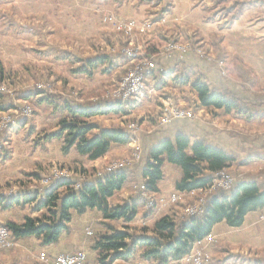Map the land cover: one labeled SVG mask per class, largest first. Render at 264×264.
Listing matches in <instances>:
<instances>
[{"label":"rangeland","instance_id":"374dc122","mask_svg":"<svg viewBox=\"0 0 264 264\" xmlns=\"http://www.w3.org/2000/svg\"><path fill=\"white\" fill-rule=\"evenodd\" d=\"M105 1L107 3L105 2L104 5H108L109 10L114 11L113 9L118 8L122 16L112 20V29H109L111 31L106 30L107 33L104 34V44L108 46L102 49L100 45H96V41L90 42L96 45L95 51L99 53L125 52V49L136 48L139 45L148 49L154 45L167 57L172 58L176 52H192L206 61H215L222 75L227 76L228 53L233 55L234 59L239 60V54H245L249 60H252L257 52L258 56L260 51L264 50V5L262 4L246 8L240 17L230 22L233 13H224L222 10L225 7L233 8L234 0ZM99 5L100 3L94 0H0V68L2 70L0 75V198L2 199L0 216L15 217L20 220L34 213V216L38 217L44 212L37 209L44 191L57 180L74 179L71 169L75 168V165L46 163V158L59 155V143H49L47 138L51 130L56 127V123H60L61 128L62 121L67 119L63 117L68 114L64 113V102L95 103L113 97L122 79L133 67L130 63L121 64L113 81L105 84L100 77L88 80L80 74L73 76L74 73L72 74L71 70L75 65L55 58L54 53L59 56L68 54L67 47L70 45V40L65 34L69 31L84 37V40L88 38L92 33V26L96 24ZM163 8L170 9L160 21L156 20L155 18ZM130 20H136L139 24H148L149 28L144 34H131L119 28L122 22ZM108 41H111L113 45ZM72 45H76V41H73ZM78 50L77 53L81 56L88 55L84 48ZM50 52L51 54L48 55ZM150 54V58L156 64V70L160 69L157 55ZM99 75L102 74L99 73ZM149 77L146 76L145 85L138 94H151L152 81ZM263 88L253 86L252 90L248 91L260 94L264 93L261 91ZM39 89L43 90L42 95L36 93ZM242 90L247 91L246 86H243ZM27 94L32 95L27 98ZM50 94L53 95L51 98L53 103L40 100ZM83 94L94 96L88 100L82 96ZM128 99L135 103V96H130ZM195 102V99H191L190 106L186 107L196 111V108L192 107ZM177 106L182 107L179 104L175 105ZM58 112L60 114H57ZM163 113H167V110ZM24 119L27 120L26 124L8 133L11 126L19 125ZM143 121L139 115L131 116L127 120L129 131L138 141L135 145L138 149L137 154L142 153L143 144L138 138L143 130H141ZM71 148L63 151L74 157ZM123 160L128 162L127 165L129 164L126 157ZM106 162L103 161L99 166H106ZM77 169L78 167L74 170ZM228 172L236 180L229 168ZM60 174L68 176L61 178ZM75 185L78 187V183ZM146 187V184L141 186V190H147ZM215 190L216 188H211L208 191ZM30 196L34 201L27 203L26 200ZM129 200H125L122 204H136L135 199L129 198ZM8 203H12V206L5 208L4 206ZM172 203H175L176 207L183 204L179 200ZM204 204V202H191L189 205L199 207L200 212ZM263 215L264 208L252 220L253 225L250 228L236 231L233 237L236 244L234 246L239 247L237 254L247 258L252 255L251 258L260 259L261 257L264 263ZM125 220H119L118 223L121 224ZM101 233L97 231L96 234L100 236ZM205 240L196 245L193 251L199 248L207 264H211L210 254L204 244ZM187 257L183 260L193 264ZM38 260L43 262L40 257ZM225 262L226 260L223 264Z\"/></svg>","mask_w":264,"mask_h":264},{"label":"crops","instance_id":"0c3cea01","mask_svg":"<svg viewBox=\"0 0 264 264\" xmlns=\"http://www.w3.org/2000/svg\"><path fill=\"white\" fill-rule=\"evenodd\" d=\"M94 1L100 3L98 7L100 10L96 24L91 28L92 33L84 40V37L74 35L69 31L68 34H65L70 40V45L67 47L69 52L60 56L54 53L56 59L69 61L76 66L100 54L99 51H95L96 48L94 46L100 45L102 49L108 46L104 44V34L107 33L106 30L111 31L109 29H112V20L117 17L121 18L122 13L118 8L113 9L114 11L109 10L108 5H104L105 0ZM92 40L96 41L97 44L94 45L93 42L90 44ZM73 41H76L74 46L72 45ZM80 48H84L88 55L81 56L78 54L77 51ZM107 48L109 49V47ZM50 54L51 52L48 53V55ZM257 54L252 57V60H249L245 54H239L240 58L238 60L228 53V74L224 76L215 61H206L192 52H176L172 58L167 57L163 52H159L156 56L159 68L164 72H168L171 77L186 71L190 76L188 84H175L170 78L166 86L157 88L154 86V77L150 76L149 80L152 81L151 94H146L140 103H134L127 112H112L90 118H80L93 126L87 135L92 137L103 130H123L132 134L127 126V120L131 116L139 115L140 119L144 120L141 125V130H143L140 132L139 138L137 137L140 143L143 144L141 150L143 154L139 152L141 157H136L138 149H136L135 145L138 144V141L134 139L133 135L132 141L127 145L113 143L108 153L98 160H88L86 156L78 152L77 145L71 148L75 155L71 157L63 151L66 145L67 133L65 132L66 135L61 138L52 137L53 134L60 130V123H56V127L48 134L47 140L49 143H59V155L54 158H46V163H51L52 165L55 163L75 165V168L78 167V169L74 170L75 168H72L71 170L73 173L72 178H74L72 181L75 182L79 178L93 180L97 176L105 174L110 166L109 164L119 158L123 160L126 157L129 160V164L127 165L128 162L126 163L129 177L122 189L116 191L109 199V204L111 208H115L123 205L122 203L125 200H129V198L136 200L135 203L137 205L134 203L136 207V214L134 215L136 222L133 218L120 224L118 221H122V219H119L115 220L114 224L123 231L129 230L137 233H140L144 228H154L158 220L171 213H176L179 217L182 214H186L185 211L190 206L189 204L198 202L201 197L199 190L180 192L176 189V184L183 177V171L181 167L168 161L163 163V178L156 183L155 190L147 189L143 191L140 188L141 185L146 184L143 177V169L146 164L145 147L154 145L162 139H173L178 133H184L190 136L192 140L203 139L208 145L223 149L234 155L235 162L229 167V170L234 174L236 180H257L262 189H264V117L248 122L233 114L225 113L222 109L198 106V95L191 83L192 80L203 76L206 82L216 88L230 89L243 98L264 103V93L255 94L248 91L252 90L253 86L264 87V50L260 51V55L257 56ZM115 62H105L100 65L98 69L94 70L92 77L87 74H80V76H85L88 80H95L100 77L103 79V83L108 84L113 81L119 69ZM99 73L102 75H99ZM73 76H76V74ZM243 86H246L247 91L242 90ZM82 96H85L88 100L93 98L88 94H83ZM191 99L196 100L194 105H192L197 111L194 118H174L167 123L161 124L160 119L165 110L176 104L182 105V107L190 106ZM79 104L85 108L93 106V103L90 102L74 103V105ZM64 113L68 114L63 117L71 118L69 112L64 111ZM57 114H60V112ZM103 161H107L106 166H99ZM66 168L68 169L67 166ZM82 172L88 175L82 174ZM60 190L63 191V189ZM174 193L179 194V201L183 203L181 206L178 205L176 207V204L170 201ZM149 198L153 199V205L148 203ZM259 211L250 212L244 224L240 227H231L225 222L215 226L210 239H206L204 242L210 254L211 264H223L225 260V264H264L261 261L263 260L261 257L260 259L251 258L252 255L247 258L237 254L239 247L234 246L236 244L233 237L236 231L250 228L253 225L252 220L257 217ZM28 215L35 217L34 213ZM9 221L22 224L24 219L17 220L15 217L0 216V224L5 225ZM103 221L104 215L98 209L88 210L83 214L72 211V221L69 229L61 235L58 242L45 245L42 242V238L36 236L15 238L13 248L0 246V264H53V260L58 254L76 250L86 252L87 262L85 264H102L101 259L104 254L101 250L93 249V244L100 237L97 236V231H105L102 225ZM144 250V248H140L133 259H119L111 264H128L129 262L132 264H159L157 261L146 260L142 256ZM42 253L47 254V259L40 262L38 258ZM180 264L188 263L182 260Z\"/></svg>","mask_w":264,"mask_h":264},{"label":"trees","instance_id":"16d2710c","mask_svg":"<svg viewBox=\"0 0 264 264\" xmlns=\"http://www.w3.org/2000/svg\"><path fill=\"white\" fill-rule=\"evenodd\" d=\"M233 4V8L225 7L222 10L224 13H233L230 22L240 17L246 8L264 5V0H234ZM169 9L163 8L155 19L161 20ZM108 43L113 45L111 41ZM146 52L148 55L152 53L153 56L159 54L158 48L154 45L146 49ZM114 61L118 66L126 65L130 63V58L125 52H101L94 58L79 63L71 71L76 75L92 76L100 65ZM1 73L0 68V75ZM151 75L155 79L154 86L157 88L166 86L170 78L175 84L186 85L190 82V76L186 71L171 77L168 72L158 69L154 73L146 74L147 77ZM191 83L198 95V106L222 109L225 113L233 114L248 122L264 117L263 102L242 98L230 89L216 88L206 82L203 76L194 79ZM261 91L264 92V88ZM36 93L41 94L43 90L39 89ZM30 95L32 94H27V98ZM52 97L53 95L50 94L40 100L53 103ZM92 105L85 108L80 104L74 105L70 101H65L63 109L71 114V118L63 120L60 130L52 137L61 138L67 132L64 150L77 145L81 155L95 161L105 156L113 143L129 144L132 141V134L123 130H103L88 137L93 126L79 118L127 112L134 102L113 96ZM26 123L27 120L24 119L19 125L11 126L8 133L20 129ZM144 154L146 164L143 177L148 190H155L156 183L163 178L162 166L165 161L182 168L183 177L176 184V189L180 192L205 188L214 179L220 177L221 171L228 169L235 162V156L227 151L208 145L203 139L192 140L184 133H178L173 139H162L154 145L145 147ZM4 157L6 159V156ZM126 167L127 165H124L121 168L107 170L105 174L93 180L88 178H79L75 182L57 180L44 191L40 199L37 209L44 211L40 216L26 215L22 224L9 221L5 226L11 230L14 238L36 236L42 238L43 244L50 245L58 242L61 235L69 229L72 211L83 214L88 210L98 209L104 215L105 231L95 240L93 249L103 252L102 264H111L119 259H133L140 248L145 249L142 256L146 260L157 261L159 264H180L196 245L213 233L217 224L225 222L231 227H240L250 212L264 208V189L257 180H235L231 189H218L212 192L197 214H182L179 217L176 213H171L158 220L152 229L144 228L140 233L123 231L114 224V221L132 220L136 214V207L133 204H123L111 208L109 199L116 191L121 190L127 181L129 171ZM82 174L88 175L85 172ZM26 201L28 203L34 200L30 196ZM11 206L12 203H8L4 207Z\"/></svg>","mask_w":264,"mask_h":264},{"label":"built area","instance_id":"2783aa9c","mask_svg":"<svg viewBox=\"0 0 264 264\" xmlns=\"http://www.w3.org/2000/svg\"><path fill=\"white\" fill-rule=\"evenodd\" d=\"M120 29L126 31L131 34H144L149 28L148 24H139L136 20H130L127 22H122L119 26ZM126 54L130 58L131 66V74H126L122 79L117 91L114 92V96L123 98L124 100H128V96H135V104L140 103L146 94H138L139 85H145L146 74L156 70V64L153 62L150 55L146 52V49L142 46H138L136 48H128L125 49ZM197 114L192 108L187 107H175L171 105L167 109V113H163L160 121L162 123H167L174 118H185V117H194ZM136 157L139 158V153L136 154ZM127 162L125 160H117L110 164L108 170H113L117 168H121L126 165ZM61 175V174H60ZM63 177H67L68 175H61ZM234 178L228 172V169L221 171L220 177L214 179L212 183H216V190L224 189L229 190L234 183ZM145 186V184L141 185ZM140 186V188H141ZM201 192V197L199 198L197 203L206 201V198L214 191H207V186L205 188L199 189ZM180 199L179 194H172L170 201L175 202ZM148 203L153 205V199L149 198ZM199 207L189 206L186 208L185 213L187 215L197 214L199 211ZM264 216V215H263ZM210 239V236L207 237ZM15 245V238L11 232V230L5 226L0 224V246L5 248H12ZM188 260H191L193 264H207L206 260L202 257V252L199 248L195 249L189 257ZM40 259L45 261L47 259L46 253H42L40 255ZM87 262V254L84 251L76 250L66 253L58 254L54 260L53 264H85ZM128 264H132L129 262Z\"/></svg>","mask_w":264,"mask_h":264},{"label":"bare ground","instance_id":"6f19581e","mask_svg":"<svg viewBox=\"0 0 264 264\" xmlns=\"http://www.w3.org/2000/svg\"><path fill=\"white\" fill-rule=\"evenodd\" d=\"M128 74H131V71L128 73ZM143 88V85H139V87H138V92L141 90ZM128 97H130V96H128ZM211 185V184H210ZM209 185V186H210ZM207 187V191L209 190V189H213V188H216V183H214V184H212L210 187Z\"/></svg>","mask_w":264,"mask_h":264}]
</instances>
